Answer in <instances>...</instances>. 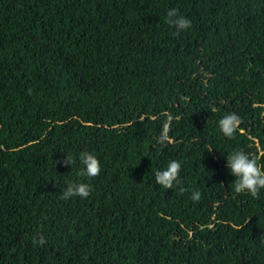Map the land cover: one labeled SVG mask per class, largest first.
I'll return each instance as SVG.
<instances>
[{
  "label": "trees",
  "instance_id": "trees-1",
  "mask_svg": "<svg viewBox=\"0 0 264 264\" xmlns=\"http://www.w3.org/2000/svg\"><path fill=\"white\" fill-rule=\"evenodd\" d=\"M234 150L264 164V0H0V264H264V189L234 192ZM76 181L90 196L61 200Z\"/></svg>",
  "mask_w": 264,
  "mask_h": 264
},
{
  "label": "clouds",
  "instance_id": "clouds-1",
  "mask_svg": "<svg viewBox=\"0 0 264 264\" xmlns=\"http://www.w3.org/2000/svg\"><path fill=\"white\" fill-rule=\"evenodd\" d=\"M166 23L176 30V33L187 31L192 27L191 21L181 15L175 8L169 9L166 14ZM174 117L166 114V122L163 124L162 132L159 137L160 143H170L171 138L168 133L171 130V122ZM242 123L241 117L235 112L224 115L218 122V126L222 134L231 139ZM79 161L82 165L78 175L93 178L100 174L101 163L99 159L92 153L84 151L79 154ZM61 163L64 165H73L75 160L67 155L66 159ZM226 166L231 174L235 177L232 183L233 190L236 194L248 193L253 198H259L260 192L264 189V164L259 163L258 159L250 156L242 150H234L226 155ZM181 162L171 160L162 170H157L154 173V178L157 184L165 189H173L174 185L180 183ZM91 184L76 181L69 182L64 187L60 199L68 201L72 198L79 197L86 199L92 193ZM184 189L181 188V192ZM193 201L198 202L201 198L199 191H193L190 197ZM33 244L42 246L46 244V239L42 233L37 237H33Z\"/></svg>",
  "mask_w": 264,
  "mask_h": 264
}]
</instances>
